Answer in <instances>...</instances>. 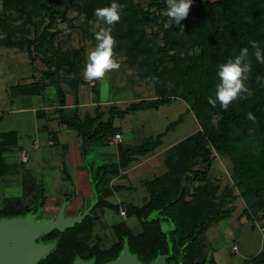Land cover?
I'll return each mask as SVG.
<instances>
[{
  "label": "rangeland",
  "instance_id": "1",
  "mask_svg": "<svg viewBox=\"0 0 264 264\" xmlns=\"http://www.w3.org/2000/svg\"><path fill=\"white\" fill-rule=\"evenodd\" d=\"M47 1L52 8L66 9L67 19L58 17L48 29L51 36L41 47L32 46L30 56L27 41L41 33L50 22V7H45L43 0L33 1L29 8L31 20H27L17 12L5 11L0 0V36L13 42L10 46L0 45V131H16L18 138L17 143L8 146L3 154L7 169L0 175V208L12 201L11 205L20 211L18 220L26 214L36 222L46 216L52 218L68 200L75 199L78 188L91 190L95 187L96 166L117 162L121 147L135 149L163 133L160 147L151 155L133 161L123 170L122 177L111 182L112 186L120 188L109 196L110 201L134 202L143 206L150 198L145 182L163 174L170 149L202 127L191 103L194 92L199 93L198 109L211 111L208 98H215L216 85L220 83L218 69L212 70L213 60L223 59L226 63L228 59H234L240 52L238 46L230 44L229 49L224 45L215 47L206 43V37L199 33L202 29L193 27L199 20L196 15L182 25L183 31L172 22L177 30L173 35L174 43L167 46L164 33L169 27L168 17L166 7L158 5L160 0H117L121 6V19L112 27V35L116 40L114 58L120 68L106 73L101 80L87 81L83 76L87 55L97 43L90 21L96 22L94 12L99 2L90 0L87 7L80 4L66 8L62 1L61 6L60 1ZM217 1L209 0L211 3ZM143 11L148 13L147 17ZM249 11L243 6L237 13L247 16ZM253 12L258 14L259 8L254 6ZM99 26L102 23L97 25V31ZM262 33L256 29L252 34L257 43H261ZM245 40L242 48H248L247 62H250L249 55L255 50ZM161 48L168 49L160 74L168 92L167 102L159 108L121 113L134 102L159 97L149 79L150 73L145 74V70L159 59L163 53ZM203 52L212 55L203 57ZM47 72L56 73L55 81L47 78ZM262 83L263 79L259 77L255 86L261 88ZM59 86L66 94L64 116H71L75 109L82 118L100 114L103 120H108L112 116L123 142L115 140L117 132L104 135L86 146L85 160H82L80 149L72 144L75 138L81 141L77 131L67 128L72 134L68 139L62 132L66 127L61 123L58 111ZM261 93L259 96H264V90ZM218 118L217 110L209 113L212 124L216 125ZM59 135L62 141L70 143V155L68 152L63 154L62 144L50 143V139L56 142ZM36 144L38 148L34 147ZM212 151L209 179L221 190L234 186L235 168L247 164L242 160L243 156L249 162L264 152V126L261 130H236L231 150L225 155L215 149ZM24 153L28 154V161H22ZM254 167V178L264 184V161L260 160ZM86 170L89 173L85 176L81 172ZM92 193L98 199L95 188ZM235 194L238 195L235 211L199 237L195 246L196 260H205V264H261L257 262L264 253V195L249 202L237 188ZM91 202L89 200V205ZM48 203H55L58 208ZM103 211L104 216L95 220L92 229L81 234V239L89 245L99 243L102 248L110 247L117 238L116 228L131 229L134 233L145 229L134 214L126 216L128 226H124L123 223L116 224L119 217L113 208ZM69 216L70 213L65 212V217ZM159 216L154 211L149 218ZM172 228V223L161 221L163 231ZM233 245L238 246L237 252L232 250Z\"/></svg>",
  "mask_w": 264,
  "mask_h": 264
},
{
  "label": "trees",
  "instance_id": "2",
  "mask_svg": "<svg viewBox=\"0 0 264 264\" xmlns=\"http://www.w3.org/2000/svg\"><path fill=\"white\" fill-rule=\"evenodd\" d=\"M1 1L2 8L5 11L17 12L26 16L27 20H31L29 8L30 4L36 0ZM43 1L45 7L48 6L51 9L49 13L50 22L41 33L27 41L26 49L30 56L32 55V46L41 47L43 42L51 36L48 29L52 28L55 20L58 17L64 20L67 19L66 9L55 6L52 8L51 5L47 4V0ZM57 1H60V6L62 2L66 4V8L78 7L80 4L87 7L90 2V0ZM98 2V6L103 7V5L110 6L113 0H98ZM115 2L118 3L117 0ZM158 5L167 7L165 0H160ZM57 6L59 5L57 4ZM243 6L250 10L247 16L237 13V10H241ZM254 6L259 8L258 14L253 12ZM135 7L137 10V4ZM147 14L143 11L145 17H147ZM195 15L199 20L193 24V27L199 26L202 29L199 33H203V36L206 37L205 41L209 45L215 47L221 45L227 47L230 44L237 45V49L240 51L244 39L248 43L256 41L252 34L257 29L263 32L261 34V36L263 35L262 41L258 44L264 49V0H218L214 3L209 2V0H192L189 15L181 21V25L191 21V17ZM217 18H219L218 22H214ZM176 30L177 26L173 24L166 28L164 33L165 45L168 46L174 43L173 35ZM127 31L132 32L129 28ZM241 41L243 43H239ZM12 43L11 40L0 38V45L10 46ZM227 48L230 49V47ZM161 49L163 53L159 59L154 62L151 68L145 70V74L150 73L149 79L153 81L159 97L134 102L126 109L121 110V113L159 108L167 102L168 92L161 82L160 74L168 49ZM210 55H212L210 52H203V57ZM249 59L253 69L248 74L249 78L245 83L252 94L247 98L233 101L227 110H224L219 102L215 106L210 104L208 108L211 111L217 110L219 112L216 125L212 124L209 119L211 111L206 109L207 112L205 110L203 112V110L198 109L197 99L199 93L197 90L194 92V100L191 103L198 119L202 122L201 129L173 146L166 158V171L145 182L150 193L147 203L143 206L135 204L127 206L128 214L136 215L144 225L145 229L143 231L134 233L131 229L115 227L118 240L108 248H102L99 243L89 245L81 239L82 233L92 229L96 219L95 210L97 207H119L105 199L114 190L120 188V186H112V180L119 176L121 170L128 168L133 161L141 156L152 154L160 147L163 133L159 134L156 139L145 141L135 149H123L121 147L117 162L104 164L97 168L98 176L95 181V190L100 199L96 208L84 220L77 222L74 226L63 231L54 229L44 235L45 239L56 237L58 241L54 251H52L53 253L44 259L42 263L73 264L78 255L82 259H91L93 264H105L116 260L124 251H129L137 256V260L141 264H154L161 255H168L167 264H205V260L201 262L196 260V243L206 230L235 211V202L238 198V195L235 194V188L249 202L264 195V184L254 178V165L260 160L264 161V152L258 158H254L249 162L243 156L242 160L247 164L235 168L234 186L225 187L221 190L219 185L213 184L209 179V172L213 163V149L225 155L231 150L232 139L236 130L252 131L257 128L261 130L264 126V96H259L264 90V63L257 62L253 53L249 55ZM218 62L223 63V59L213 60L212 70L218 69L220 65H217ZM46 76L48 79L55 81L56 73L47 72ZM259 77L263 79V87L261 88L255 86ZM214 79H217V77ZM57 94L60 105L58 111L62 117L61 123L68 129L76 130L81 137L80 153L82 159L84 158L83 160H85L86 146L89 143L103 138L104 135L109 133H118V128L113 124L112 116L108 120H103L100 114L96 117L86 116L82 118L78 109H75L71 116H64L66 94L60 86L57 87ZM111 111L113 110L111 109ZM248 113L254 115L255 121L248 119ZM96 121H98L97 125L93 126ZM17 140L16 131H0V175L7 169V165L3 161V154L8 146L17 143ZM196 182H198V185L195 184ZM11 204H13L12 201L0 208V220L20 216L19 209ZM154 211H157L160 216L149 218ZM26 216H29V214H26ZM162 220L172 223L173 228L169 231H163L161 229ZM257 263L264 264V253Z\"/></svg>",
  "mask_w": 264,
  "mask_h": 264
},
{
  "label": "clouds",
  "instance_id": "3",
  "mask_svg": "<svg viewBox=\"0 0 264 264\" xmlns=\"http://www.w3.org/2000/svg\"><path fill=\"white\" fill-rule=\"evenodd\" d=\"M165 3L168 26L175 22L183 31L181 21L188 17L192 0H165ZM120 11L121 6L113 0L110 6L97 8L94 12L96 22L90 21V24H93L91 31L97 43L87 55L83 71L84 79L87 81L101 80L106 73L120 68V64L114 58L116 40L112 35V27L121 19ZM101 23L102 26H99L97 31V25ZM251 46L255 50L253 54L256 61L264 63V50L256 41H252ZM247 58L248 48H242L234 59L230 58L226 63L219 65L217 76L220 83L216 85L215 98H208L209 104L215 106L219 102L220 106L227 110L233 101L247 98L252 94L245 83L251 72V64L247 62ZM248 119L255 121L252 113H248Z\"/></svg>",
  "mask_w": 264,
  "mask_h": 264
},
{
  "label": "water",
  "instance_id": "4",
  "mask_svg": "<svg viewBox=\"0 0 264 264\" xmlns=\"http://www.w3.org/2000/svg\"><path fill=\"white\" fill-rule=\"evenodd\" d=\"M89 214L86 210L78 216L65 217V205L53 219L32 226L31 216L21 221L17 218L0 220V264H38L53 249L54 243L38 241L42 234L54 228L64 229L81 222ZM168 255L159 256L154 264H167ZM75 264H93L84 260H77ZM105 264H141L137 256L124 251L116 260Z\"/></svg>",
  "mask_w": 264,
  "mask_h": 264
},
{
  "label": "crops",
  "instance_id": "5",
  "mask_svg": "<svg viewBox=\"0 0 264 264\" xmlns=\"http://www.w3.org/2000/svg\"><path fill=\"white\" fill-rule=\"evenodd\" d=\"M62 132H64V136L68 139V138H70V137H72V134L69 132V130H67V128H64V129H62ZM61 134V133H60ZM122 135V134H121ZM61 136L59 135L58 136V138H57V141L55 142L53 139H50V143L51 144H62V146H63V154H68V155H70V152H72V149L70 148V146H69V144L70 143H68V142H66V141H62L61 140V138H60ZM123 140H124V138H122V142H123ZM72 144H74V146L76 147L77 146V150H78V148L80 149V143H81V141L80 140H78L77 138H75V139H73L72 140ZM37 143V142H36ZM34 147L35 148H38V144H36V145H34ZM68 152V153H67ZM118 153H119V151H118ZM149 155H151V154H149ZM149 155H147V156H149ZM142 157V156H141ZM118 159V158H117ZM83 160V159H82ZM137 160H139V159H137ZM104 164H107V163H103V164H100V165H98V166H96V168H98L99 166H101V165H104ZM79 166V165H78ZM123 170H125V169H123ZM123 170H121V173L119 174V176H117L115 179H117L118 177L120 178V177H122L123 175H124V172L125 171H123ZM87 171V170H86ZM83 175H87L89 172L87 171V172H85V173H83V172H81ZM79 174V173H78ZM65 176H68V175H66L65 174ZM93 184V183H92ZM94 185V184H93ZM121 187H122V185H121ZM94 188L95 187H92V189L91 190H89L88 188H83V190H80V188H78V190H79V192H77L76 193V197H75V199L74 200H72V201H67L68 203H67V205H65V212H67V213H70V215L71 216H74V214H76V213H79V212H81L82 210H84L85 209V211L86 210H89V214H91V212H92V210L94 209V208H96V206H97V203H98V201H99V197H98V199L93 195V193H92V191L94 190ZM80 196V197H79ZM111 196V195H110ZM80 198H81V200H80ZM109 203H111V204H114V205H118L119 207H115V208H113L115 211H116V213H117V215H118V217H119V221H118V223H116V224H119V223H123L122 225H127V220H126V216H128L129 214H128V209H127V206L129 205V204H135L134 202H126V201H117V202H112V201H110L109 200V196L108 197H106L105 198ZM89 200H91L92 202L90 203L91 205H89ZM48 204H51V203H48ZM47 204V205H48ZM136 205V204H135ZM49 206H53V207H55V208H58V206L55 204V203H52L51 205H49ZM45 207H46V205H45ZM105 208H111V207H107V206H99V207H97V209L95 210V214H96V221L101 217V216H104V214H105V212L103 211V209H105ZM121 208H124V209H126V211H127V213H126V215H121L120 214V209ZM98 210H100L99 212H97ZM84 211V212H85ZM83 213V212H82ZM95 220H94V222H95ZM94 224V223H93ZM116 224H114L113 223V226H115ZM128 226V225H127ZM118 240V238H116V240H115V242ZM114 242V243H115Z\"/></svg>",
  "mask_w": 264,
  "mask_h": 264
},
{
  "label": "flooded vegetation",
  "instance_id": "6",
  "mask_svg": "<svg viewBox=\"0 0 264 264\" xmlns=\"http://www.w3.org/2000/svg\"><path fill=\"white\" fill-rule=\"evenodd\" d=\"M57 212H58V211H57ZM57 214H58V213H56V214L54 215V217H55ZM28 217H29V216L21 217V218H22L21 221L26 220ZM54 217H52V218H51V217H48V218H47V216H46L44 219L42 218V219H40V220H39L38 218H36V219L39 220L38 222L32 220V218H31V225H32V226H35V225H38V224L44 223V222L47 221L48 219H53ZM67 228H69V227H66V228L62 229L61 231L65 230V229H67ZM54 229H58V228H54ZM54 229H52V230H54ZM52 230H50V231H52ZM58 230H60V229H58ZM50 231H49V232H50ZM47 233H48V232H47ZM47 233H45V234H47ZM45 234H42V235L39 237L38 241L43 242V243L52 242V243H54V245L56 246V243H57V241H58V238L54 237V238H51V239H45V237H44ZM55 246H54V248H55ZM52 251H54V249H53ZM52 251H51L46 257L42 258V259L38 262V264H41L42 261H43L44 259H46L48 256H50V255L53 253ZM76 257H77V258H76V260H75V262H74L73 264H75L76 261L79 260V259L84 260V261H86V262H93V261H91V259H82V258H80L78 255H77ZM42 264H43V263H42Z\"/></svg>",
  "mask_w": 264,
  "mask_h": 264
},
{
  "label": "built area",
  "instance_id": "7",
  "mask_svg": "<svg viewBox=\"0 0 264 264\" xmlns=\"http://www.w3.org/2000/svg\"><path fill=\"white\" fill-rule=\"evenodd\" d=\"M115 140H116V141H120V140H122V135H121V133L118 132V133L115 134ZM28 159H29L28 154L24 153V154L22 155V161H28ZM126 213H127L126 209H124V208H121V209H120V214H121V215H126ZM232 250L235 251V252H237V251H238V246H237V245H233Z\"/></svg>",
  "mask_w": 264,
  "mask_h": 264
}]
</instances>
